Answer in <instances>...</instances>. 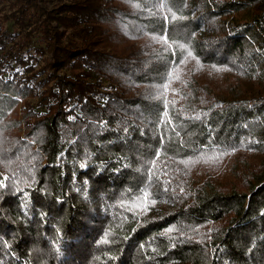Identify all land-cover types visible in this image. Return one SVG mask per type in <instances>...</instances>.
<instances>
[{
    "label": "trees",
    "instance_id": "1",
    "mask_svg": "<svg viewBox=\"0 0 264 264\" xmlns=\"http://www.w3.org/2000/svg\"><path fill=\"white\" fill-rule=\"evenodd\" d=\"M0 184V264H264V0H0Z\"/></svg>",
    "mask_w": 264,
    "mask_h": 264
},
{
    "label": "snow or ice",
    "instance_id": "2",
    "mask_svg": "<svg viewBox=\"0 0 264 264\" xmlns=\"http://www.w3.org/2000/svg\"><path fill=\"white\" fill-rule=\"evenodd\" d=\"M165 19H167V17H164ZM172 18L173 19H175L176 17H175V15L173 14V16H172ZM154 39H156L157 41H160V37H153ZM162 43L165 45V49L166 50H168L169 48H170V46H169V44H168V41H167V38L165 37L164 39H163V41H162ZM179 47H183V46H179ZM175 54V52H174V50H173V55ZM190 54V53H189ZM173 78V73L172 72H169L167 75H166V77H165V79H167V80H171ZM167 87H168V85L167 84H164L162 87H159V88H157V95L160 97V98H162L163 99V103H164V107H165V112H164V116L166 117L167 116V111H166V109H167V106H168V101H167V99L166 98H164L165 97V95H166V91H167ZM5 180L7 179V178H4ZM0 186H3L2 184H0ZM165 190H167V189H165ZM146 198V197H145Z\"/></svg>",
    "mask_w": 264,
    "mask_h": 264
}]
</instances>
